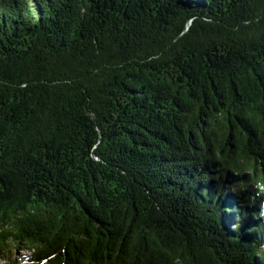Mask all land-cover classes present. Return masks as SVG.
Segmentation results:
<instances>
[{
	"label": "trees",
	"instance_id": "obj_1",
	"mask_svg": "<svg viewBox=\"0 0 264 264\" xmlns=\"http://www.w3.org/2000/svg\"><path fill=\"white\" fill-rule=\"evenodd\" d=\"M258 186L264 0H0V261L264 264Z\"/></svg>",
	"mask_w": 264,
	"mask_h": 264
},
{
	"label": "rangeland",
	"instance_id": "obj_2",
	"mask_svg": "<svg viewBox=\"0 0 264 264\" xmlns=\"http://www.w3.org/2000/svg\"><path fill=\"white\" fill-rule=\"evenodd\" d=\"M24 255H25V252H23V250H21V249H18L15 256H10V260L13 258L22 259V257H24ZM0 264H9V262L7 263V260L6 261L2 260V261H0Z\"/></svg>",
	"mask_w": 264,
	"mask_h": 264
},
{
	"label": "clouds",
	"instance_id": "obj_3",
	"mask_svg": "<svg viewBox=\"0 0 264 264\" xmlns=\"http://www.w3.org/2000/svg\"><path fill=\"white\" fill-rule=\"evenodd\" d=\"M258 187H261V191H264V186H258Z\"/></svg>",
	"mask_w": 264,
	"mask_h": 264
}]
</instances>
